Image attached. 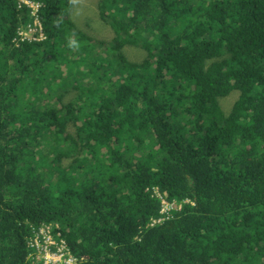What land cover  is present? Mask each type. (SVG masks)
Listing matches in <instances>:
<instances>
[{
    "label": "trees",
    "instance_id": "trees-1",
    "mask_svg": "<svg viewBox=\"0 0 264 264\" xmlns=\"http://www.w3.org/2000/svg\"><path fill=\"white\" fill-rule=\"evenodd\" d=\"M28 1L0 0V264L47 225L80 264H264V0H97L111 42ZM154 189L181 209L152 226Z\"/></svg>",
    "mask_w": 264,
    "mask_h": 264
},
{
    "label": "rangeland",
    "instance_id": "rangeland-1",
    "mask_svg": "<svg viewBox=\"0 0 264 264\" xmlns=\"http://www.w3.org/2000/svg\"><path fill=\"white\" fill-rule=\"evenodd\" d=\"M73 1L76 3V12L74 13V10H75V8H74L71 12V17L76 22L77 30L85 32L89 37L93 38L94 40H103V41H107V42L112 41V39L114 38L113 30L110 28V26L105 25L101 22V19H99V16H98V12H97L96 8H94L95 7L94 4L97 3V0H73ZM23 2H24V0H23ZM93 5H94V7H93ZM34 8L37 9V6L34 5ZM32 35H33V32L31 34L29 32L23 33L24 37H31ZM124 51L128 57H131L134 60L135 59L141 60V59L146 58V52L143 51L142 49H139L136 47L128 46L125 48ZM82 70H83V68H82ZM86 81H88L87 78H86ZM59 83H60V81L55 82L54 86L59 84ZM61 95L63 98V103H67L72 98H74L76 96V91H72L71 89H69V91L66 92V90H63ZM59 96L60 95L57 94V92H53L52 98L50 100H44L43 102L46 104L48 103L49 105H52L54 103L58 104ZM238 97H239V93L236 92L231 97H229L228 99L223 101V107L227 112H229L231 110L233 104L238 99ZM59 107L60 106H58V108ZM68 132L75 136V132H76L75 128H70ZM103 153H105V152H103ZM139 155L140 154H137V156H139ZM66 164H67V162H64V167L66 166ZM155 196H156V194H155ZM159 218H161V219L164 218V215L161 214V209H160V217ZM159 218H156V219H159ZM172 218H173V212L171 213V219ZM171 219H169V220H171ZM153 220H155V219H152V221ZM169 220H166V221H169ZM45 230L47 232H51V226L47 225Z\"/></svg>",
    "mask_w": 264,
    "mask_h": 264
},
{
    "label": "built area",
    "instance_id": "built-area-1",
    "mask_svg": "<svg viewBox=\"0 0 264 264\" xmlns=\"http://www.w3.org/2000/svg\"><path fill=\"white\" fill-rule=\"evenodd\" d=\"M23 35V33H21ZM155 194L157 197L161 198V214L164 215V218L155 219L152 221V226L161 224L164 220L171 219V213L173 211H178L181 209L180 206H177V202H169L166 197H164L158 189H155ZM164 221V222H165ZM163 222V223H164ZM40 234L44 237V241L36 243V254H31L29 259L30 263L28 264H79L80 259L69 257L65 258L63 249H58L54 251L52 248L55 245V242L52 237H49V234L45 229H42Z\"/></svg>",
    "mask_w": 264,
    "mask_h": 264
},
{
    "label": "clouds",
    "instance_id": "clouds-1",
    "mask_svg": "<svg viewBox=\"0 0 264 264\" xmlns=\"http://www.w3.org/2000/svg\"><path fill=\"white\" fill-rule=\"evenodd\" d=\"M24 2L25 3H27V4H30V5H32L33 7H34V4H32V3H30L28 0H24ZM37 8H38V6H37ZM99 41V40H98ZM111 42V41H110ZM126 48V47H125ZM154 193H155V189H154ZM82 262V260H80V263ZM79 263V264H80Z\"/></svg>",
    "mask_w": 264,
    "mask_h": 264
}]
</instances>
